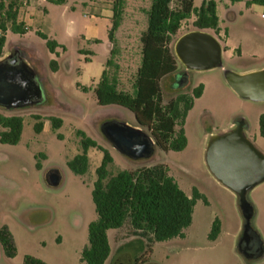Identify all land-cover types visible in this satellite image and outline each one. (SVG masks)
Wrapping results in <instances>:
<instances>
[{
	"label": "rangeland",
	"instance_id": "obj_1",
	"mask_svg": "<svg viewBox=\"0 0 264 264\" xmlns=\"http://www.w3.org/2000/svg\"><path fill=\"white\" fill-rule=\"evenodd\" d=\"M85 1H90L94 8L86 9L82 0H77V4L70 0L76 10L52 2L50 6L40 0L36 3L32 29L25 35L10 32L6 37L3 59L18 52L47 91L44 90L46 102L42 105L11 110L0 107L1 115L24 120L23 135L17 146L0 143V229L11 228L17 247L16 257L10 259L0 245V264H24L27 256L47 264H82L81 254L89 245V226L97 220L92 194L104 154L90 149L89 172L85 176L74 174L68 162L82 152L77 132L84 133L110 153L113 158L110 176L164 165L187 196L192 197L194 191L202 196L195 206L192 225L185 230V238L151 245L126 226L116 236L113 232L110 234L112 254L106 264H135L136 259L147 261L145 264H264V252L258 258H249L240 251L245 219L239 198L217 180L206 162L210 140L240 122L246 125V137L264 154V138L259 133L264 102L241 97L226 79L227 72L244 75V72L264 68L263 9L247 8L248 0L234 7L228 1L219 2L223 30L229 32L231 46H241V55L225 52L222 66L207 71L190 70L176 57V73L161 82L165 102L181 95L192 96L196 88L204 87V95L195 100L185 122L187 148L183 152L169 153L155 148L150 159L133 161L107 141L101 132L102 125L120 122L139 128L150 137L151 133L138 126L129 110L99 106L94 89L107 62L112 60L114 65L109 71L117 72L119 89L133 92L142 59L141 36L147 30L146 12L151 0ZM203 2L194 0L195 8H200ZM115 5L121 17L112 44L107 31L109 22H93L91 13L109 10L113 16ZM177 5L178 0H175L173 8ZM227 6L237 14L236 21L226 17ZM195 20L193 16L182 24L172 43L174 54L181 37L198 31ZM89 27L98 28L103 42L83 39ZM205 32L220 44L224 42L215 32ZM47 41L57 43L59 47L55 52L50 51ZM109 47L113 54L108 52ZM180 80L184 82L179 83ZM36 116L40 120H36ZM51 118L61 119L63 126L54 130ZM39 121L44 123V130L38 135L34 126ZM53 170H58L62 177L60 186L55 188L47 182V175ZM248 200L254 210L252 228L264 248V183L249 192ZM216 220L220 223V234L211 241L209 236Z\"/></svg>",
	"mask_w": 264,
	"mask_h": 264
},
{
	"label": "trees",
	"instance_id": "obj_2",
	"mask_svg": "<svg viewBox=\"0 0 264 264\" xmlns=\"http://www.w3.org/2000/svg\"><path fill=\"white\" fill-rule=\"evenodd\" d=\"M224 1L234 4L243 0H204L200 8H195L194 0H178L176 8H173L175 0H151V7L146 12L147 30L141 36L142 59L133 92L119 89L117 72L109 71L114 63L109 60L101 80L94 89L98 105L118 106L129 110L134 114L138 126L151 133L156 148L166 153L183 152L188 145L184 129L185 122L195 100L203 96L204 87L200 85L192 96L181 95L166 103L161 82L177 71V58L172 50V43L181 30L182 24L195 16L194 26L198 31H213L218 35L220 21L217 4ZM51 2L60 5L65 1ZM253 5L264 9V0L247 2V6ZM19 9L20 0H0V31L3 33V36H0V60L5 56L8 31L19 35H25L28 32L24 24L18 22ZM118 9L115 5L112 28L109 31V41L112 44L115 42V32L120 24L121 12ZM40 35L47 40V37ZM47 46L51 52H55V49L59 47L53 41H47ZM55 66L56 63L53 62L54 69ZM37 78L40 81L38 75ZM35 119L40 120V117L36 116ZM50 122L54 130H59L63 126V121L58 118H51ZM0 127L2 129L0 130L1 144L17 146L20 143L24 131L23 118L6 117L0 114ZM177 127L180 129L177 130ZM43 130L44 123L37 122L34 132L39 135ZM259 130L261 137L264 138V115L260 118ZM77 136L81 140L82 152L68 162V167L74 174L85 176L89 172L90 149H98L104 154L102 165L96 172L97 181L92 194L97 220L89 226V245L81 254L82 264H106L111 255L108 232L121 230L126 226L131 227L134 234L151 245L185 238V230L193 222L197 201L202 199L197 191H194L192 197L187 196L178 183L170 177L164 165L123 171L110 176L109 167L113 164L110 153L84 133L77 132ZM59 138L62 137L59 136ZM37 168L41 169L39 163ZM253 232L262 245L258 234L254 230ZM219 234L220 223L216 220L209 239L215 241ZM0 245L8 258L16 257V242L7 226L0 229ZM146 262L136 259L135 264ZM24 264L47 263L27 256Z\"/></svg>",
	"mask_w": 264,
	"mask_h": 264
},
{
	"label": "water",
	"instance_id": "obj_3",
	"mask_svg": "<svg viewBox=\"0 0 264 264\" xmlns=\"http://www.w3.org/2000/svg\"><path fill=\"white\" fill-rule=\"evenodd\" d=\"M222 46L205 31H195L181 37L175 46L176 57L190 70L207 71L222 66ZM226 79L237 94L251 101L264 102V71L249 75L227 72ZM45 102L43 87L36 73L25 64L18 52L0 61V107L7 110L42 105ZM246 125L238 123L231 131L213 137L206 152L211 173L239 198L245 219L240 251L249 258H258L263 248L251 253L245 244L246 236L253 232V207L248 194L264 183V154L245 135ZM101 132L107 141L122 155L133 161L150 159L156 144L152 137L139 128L120 122L102 125ZM50 187L62 182L58 170L47 175Z\"/></svg>",
	"mask_w": 264,
	"mask_h": 264
},
{
	"label": "crops",
	"instance_id": "obj_4",
	"mask_svg": "<svg viewBox=\"0 0 264 264\" xmlns=\"http://www.w3.org/2000/svg\"><path fill=\"white\" fill-rule=\"evenodd\" d=\"M40 0H20V9H19V16H18V22L19 23H22L24 24L25 28L28 29V31H30V29H32V22H33V18H34V15L36 14L35 10H36V3H38ZM47 3L50 4V6H53L52 3H50L51 1H54V0H43ZM64 4L62 5V7L64 8H70V10H76V7L75 6H71L70 4V0H64ZM249 1V0H248ZM247 1V2H248ZM73 2L75 4H77V0H73ZM72 2V3H73ZM247 2H246V7L247 8H250L252 9V7L254 6H257V5H253V6H247ZM230 3L233 7L236 6L237 4H240L241 2L239 3H231V2H228ZM81 4L86 8V9H93L94 7L92 3H90V1H85L82 0ZM218 5H219V2L217 4V14H218V17H219V33H218V37L221 38L222 40L224 39V42H221V46H222V49H223V52H222V57H223V54L225 52H229V53H232L234 51V54H239L241 55V46L239 48H236L234 46H231L230 44V40H229V32L227 31L226 33L224 32L223 30V25H224V20L223 18L221 17L220 13H219V10H218ZM195 6V5H194ZM257 7H260V6H257ZM261 9H263V7H260ZM96 10V9H95ZM264 11V9H263ZM94 11L91 13V19L93 22H96V21H104V22H109V25L107 26V31H108V38H109V31L111 30L112 28V22H113V16H111V12L109 10H103V12L101 13H97V14H93ZM46 14H48L49 16V10H46ZM264 16V14L262 15V17ZM226 17L232 21H236L237 19V14L232 10L230 9L229 6H227V14H226ZM264 19V17H263ZM11 31H8V33H10ZM7 33V35H8ZM6 35V37H7ZM83 39L87 42H103L101 38H99V32H98V28L97 27H89L86 31V35L83 36ZM5 52V50H4ZM108 52L111 53V50H110V47L108 48ZM264 71V68L260 69V70H252V71H249V72H244L243 74L244 75H249V74H253V73H257V72H262ZM43 85V84H42ZM44 87V86H43ZM44 90L47 91L44 87ZM203 95H204V92H203ZM235 126L234 124H232L229 128V130H227L225 133L231 131L232 129H234ZM259 129H260V126H259ZM259 133H260V130H259ZM245 135H247V130H245ZM261 136V135H260ZM90 151V150H89ZM10 231L12 232L14 238H15V234L13 233V231L11 230L10 228ZM120 230H112V231H109L108 232V237L110 238V234L113 232L114 233V236H116V234L119 232ZM260 237V236H259ZM262 242V240H261ZM262 246H263V243H262ZM263 248V247H262ZM263 252H264V248H263ZM111 254H112V251H111ZM107 263V262H106Z\"/></svg>",
	"mask_w": 264,
	"mask_h": 264
},
{
	"label": "flooded vegetation",
	"instance_id": "obj_5",
	"mask_svg": "<svg viewBox=\"0 0 264 264\" xmlns=\"http://www.w3.org/2000/svg\"><path fill=\"white\" fill-rule=\"evenodd\" d=\"M178 82L182 83L184 82V80H180ZM245 244H246L247 250L250 251L251 253L256 252L258 249H262V245L257 235L254 232H251L246 236Z\"/></svg>",
	"mask_w": 264,
	"mask_h": 264
},
{
	"label": "built area",
	"instance_id": "obj_6",
	"mask_svg": "<svg viewBox=\"0 0 264 264\" xmlns=\"http://www.w3.org/2000/svg\"><path fill=\"white\" fill-rule=\"evenodd\" d=\"M264 17V16H263ZM0 36H3V33L0 31Z\"/></svg>",
	"mask_w": 264,
	"mask_h": 264
}]
</instances>
